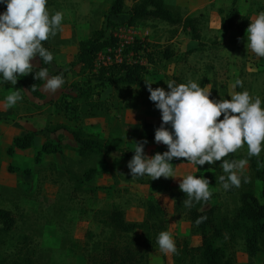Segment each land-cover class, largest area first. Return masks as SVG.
<instances>
[{
  "label": "rangeland",
  "instance_id": "rangeland-1",
  "mask_svg": "<svg viewBox=\"0 0 264 264\" xmlns=\"http://www.w3.org/2000/svg\"><path fill=\"white\" fill-rule=\"evenodd\" d=\"M165 2L170 10L181 18H185L186 16L198 18L200 39L198 41L193 39L190 29H182L180 26H170L157 20L140 21L135 25L128 24L142 34L146 32V40L150 43L149 46L154 44V48L158 50L157 54L154 53V57L150 63L147 62L149 57L143 56L142 61L145 62L143 65L148 69V72L144 75V79L155 82L158 84V87H163L166 90L167 84L165 81L172 80L174 76L176 77L177 84L187 83L189 80H192L200 83L201 87L210 89V99L213 100H219L221 96L224 99H230L228 94L233 91V89L231 88L232 86L229 87L228 83L233 85L235 81L239 79L243 81V87L238 86L234 91L247 90L251 96H259L262 100V107H264V58L257 57L250 49L247 50V39H240L241 35L239 34L242 30L235 27L239 19L237 17L233 18V28H222L220 26V30L224 33L222 37H219L217 35L219 30L211 27V23L214 20H212L211 13L216 11L215 9L212 10L209 7H203L193 10L191 9V0H165ZM236 2L237 0L234 2L230 0L228 8H222L216 11V15L220 16V24L221 19L231 10H234L239 15L247 16L248 23H250V19L254 18L259 12L264 11V0H253L246 9L244 8V10L240 11L242 13L238 12ZM107 3L108 2H104L102 7L107 5ZM133 3L132 0H125V12L120 14H126L128 16L127 10ZM104 9L106 10L107 8ZM121 16L124 18L125 15ZM115 24V27L107 28L109 36L114 28L119 25H124L126 22L121 20L115 22ZM98 26H100V24ZM96 28L98 27L96 26ZM244 32L246 35V28ZM50 41V45L53 48L59 47L61 43L58 41L57 35L50 39ZM162 50H169L171 58L165 59L162 57L160 52ZM134 57L136 59L138 55ZM95 60L96 55L94 57L93 72L104 71L106 74L110 72V76L113 77L116 76V73L121 71L120 67L124 64L117 63L107 66L96 65ZM135 62L132 60L125 64H132ZM78 68L79 67L76 66L74 69L75 71H72L71 67L68 68L69 72L67 71L68 73L64 78L66 82L63 91L59 94L56 101L52 100L50 102L53 104L51 108L49 106L45 108L42 107L46 102L39 103V101H36L34 104L28 102L21 91L23 87L21 89H16L21 92L23 99L19 101L17 107L16 105L13 107L15 115L21 112L27 117L30 115L29 113H36L38 115L41 114L47 119L45 126L38 127L32 131L35 132L38 141L44 139L43 143H55L49 140L47 135L43 132H54L49 130V128L59 124H66L68 128H85L84 130L87 132H124L126 129H129L126 132H137L135 128L139 126L136 125L138 122L136 121L137 123L129 124L132 116L126 115L123 111V109L127 107L144 106L142 109L148 112V120L152 121L156 119V117L158 118L159 110L156 109L154 103L149 100L150 93L147 91L144 81L141 87H139V85L131 86L121 83L112 85L108 82L105 75L100 79L91 78L90 81L89 79H87V81L93 92L92 97L96 98V92L102 89V97L106 95L107 90H110L112 93L111 98L115 97L116 102L118 100H124L121 101L122 103H115L117 110L115 111L112 109L109 112L112 116L104 112V114L99 115V117H102L98 118L101 121H96L97 119L95 120V118L98 116H92L94 111L88 113L85 111L86 106L81 105L80 109L73 113L75 116L70 113V118H67L64 110L61 107H57V102H59V98L66 100L71 99L70 94L74 93L71 89L73 83L85 85L88 75L82 73L78 75L76 73L79 70ZM231 69H233V71H231ZM1 78L2 76H0V79ZM23 80L24 76L18 78L17 84H22L23 86ZM17 84L14 85L15 88H18L16 87ZM131 99L135 100V102H131ZM110 101L111 100H109V102ZM113 101L112 99L110 106L114 105ZM141 102L144 104L140 105ZM55 107L63 110L65 120L61 118L62 116L52 117V110L55 111ZM26 112L29 115L27 114L26 116ZM29 117H31V115ZM222 118L223 114L221 116V119ZM132 120L135 121L134 119ZM144 124L147 123L144 122ZM150 128L155 129L154 127ZM40 132L43 137L37 135ZM62 132L69 131L64 129ZM10 146H0V208L9 210L14 218V224L9 233H4L1 231L3 225L0 222V258H6L7 264H12L14 261L23 264L24 260L20 261V258L29 256L33 258L37 264H53L52 256L64 255L65 253H53L51 249L43 246L44 241H49V238L44 239L45 233L43 232L45 226L49 223L56 225L63 240L69 241L71 232L72 236L75 237V229L79 228L83 219L91 215L90 210L93 208L94 202L90 199L93 195L82 193V202H79L69 198V194L68 196L65 194L69 192L76 182L75 176H82L84 170L90 167L87 164L79 166L77 163H72L70 159L68 161L67 158H65L64 165L67 166L66 164H70V166H67V171L66 168L61 171L56 167L57 165L55 166L51 161L44 160V153L50 151H41L42 145L33 151L29 149V152H25L24 155L22 153H20V155H14V152L9 153L8 148ZM262 147H264V145H262ZM74 151L76 153V150ZM37 152H41L40 158L38 161H35ZM245 155H247V145H244V147L239 149L234 155L230 154L227 158L229 160H238ZM254 159L258 167L262 168L264 165V151L261 152L259 157H254ZM220 163L221 162H216L213 165L205 164L203 167L194 165L197 169L196 171L210 181V188L212 191L210 204L217 206L218 216L223 214L231 216L240 206L239 197L236 193L230 194L225 191L222 185L217 182V177L224 175ZM3 164L5 167L2 166ZM244 175L250 176V179L253 181L252 189L254 194L260 202L264 203V173H262L263 180L252 178L251 175H253V171L251 172L249 164H247ZM50 178L57 180L56 182L58 184V191L55 199H50L44 195V184L50 180ZM79 203H81L80 206L84 207H79ZM138 203L143 204L144 200L140 199ZM110 204H112V202H108L105 205L107 207L110 206ZM113 204L120 205L116 203V201H113ZM90 227L93 228L94 226L91 225ZM166 231L172 233L179 253L184 243L189 246L200 244L201 236L190 232V223L184 218L175 220L172 216L167 215ZM22 236L28 238V245L26 248L19 250L17 246L19 245L18 242L22 240ZM83 238L84 242L85 240L87 241L85 234ZM98 238L102 239L101 237ZM133 238L135 243L140 244L142 242L141 232H136ZM216 244H224L227 246L226 249L229 256L232 257L234 264H246L247 255L244 251V241L241 235H236L234 239H232L226 234V237L217 240ZM180 254L181 261L187 259V256L184 255L182 251ZM263 256L262 252L257 253L255 258L252 259L253 264H261ZM174 258V254L165 255L162 253L156 243L151 251H149L148 264H174ZM60 260H64L68 263L72 261L69 257H62ZM65 262L55 264H65Z\"/></svg>",
  "mask_w": 264,
  "mask_h": 264
},
{
  "label": "trees",
  "instance_id": "trees-1",
  "mask_svg": "<svg viewBox=\"0 0 264 264\" xmlns=\"http://www.w3.org/2000/svg\"><path fill=\"white\" fill-rule=\"evenodd\" d=\"M55 0H47V7L51 6ZM134 3L127 10L128 18L125 20L126 24L135 25L138 22H145L147 20H157L164 22L170 26H180L182 29H190L191 37L195 40L200 39V33L198 31V18L194 16H186L181 18L174 14L167 6L165 0H132ZM235 0H233L234 2ZM125 0H112L111 6L108 12L105 14V19L100 27L91 30L89 36L86 39L78 42V51L74 59L69 63L72 71H75L72 67L78 65V75L80 73L88 75L85 81V85L73 83L71 86L74 93L70 94L71 99H61L57 102V107H61L67 118H70V113L77 112L81 105H85V111L91 113L92 116H99L108 112L109 103L106 98L101 96L102 89L96 92V98L92 97L93 92L90 89L87 79L98 78L100 79L105 75L108 82L112 85L117 84H129L139 85L141 87L144 81V75L148 72L145 65L135 62L132 64L121 65V71L116 73V76H110V72L104 73V71L93 72L94 57L99 50L113 42L112 38L107 33V28L115 27V22L109 19L110 15L120 14L125 12ZM6 5L0 3V12H3ZM237 17L239 21L236 24V28H239L241 33L240 39L244 38V29L248 27V17L237 14L234 10H231L224 18L221 19L220 26L222 28H233V18ZM244 32V33H243ZM50 40L45 42L44 46L51 52L52 46ZM150 43L145 39L137 41L134 45L135 50H141L142 56L149 57L147 62H151L154 53H158L157 48H154V44L149 46ZM162 57L165 59L171 58L169 50L160 51ZM39 60V66L34 69L33 73L24 76L23 86L33 96L42 99L43 94L40 92V86L43 81L34 79L35 71L40 67H46L49 70L50 75L63 74L65 78L68 70L55 69L50 64H43V61ZM109 75V76H108ZM172 80L176 81L174 76ZM177 83V82H176ZM36 86V90H32V86ZM75 116V115H74ZM73 116V117H74ZM103 116V115H102ZM72 118V117H71ZM161 124V114L159 111V119L156 124H145L146 127H154L155 129ZM59 129L68 130L74 140L77 142L76 148L77 154L86 158L92 154L107 153L112 149L109 144L103 143L97 136L90 134L81 127L68 128L66 124L55 125L49 128L51 131ZM149 136H153L150 134ZM36 136L35 132L28 131L23 135H18L13 138L12 145L8 148V152L12 153L17 149H26L35 145ZM48 150L50 152L61 151L59 143L45 142L41 146V151ZM40 153L37 152L35 161L40 158ZM131 153V152H130ZM247 158V155L242 156ZM249 168L254 179L263 180L262 173H264V165L259 168L254 157L248 160ZM94 172L93 168H87L82 173V176H75L77 184L74 186L73 191H81L82 193H88V195H94V189H83L82 183L85 179H88ZM196 176H201L198 171L194 173ZM250 178L249 175H246ZM78 177V178H76ZM253 181L249 179V182L242 183L239 188H231L227 190L230 194H238L240 206L231 215L218 216V208L216 205H211L210 200L207 203L200 202L195 203L192 208H186L182 201L186 199L185 193L177 191L171 193L173 202L172 218L177 220L184 218L190 223V232L193 234H199L201 236L200 244L195 246H189L184 243L181 251L187 256L186 260H180V253L174 254V264H234L231 256H229L224 244H216L217 240L224 239L226 234L232 239L236 235H241L244 241V251L247 255L246 264H253L252 259L255 258L257 253L262 252L264 255V203L260 202L254 194L252 189ZM145 213L141 221H129L125 218V210L122 206L117 204H111L108 208H92L91 218L97 222L101 230L99 233H93L90 231L85 232V240L83 245V256L87 264H148L149 251L156 245L157 236L161 231L167 230V212L161 205V203L154 199L148 198L144 200L142 204ZM84 206H81V208ZM204 216L206 219L196 224L198 217ZM0 222L2 223V232L9 233L14 224V218L10 214L9 210L0 208ZM136 232H141L142 242L140 244L135 243L133 235ZM101 237L102 239H99ZM17 248L20 250L26 248L28 238L22 236ZM91 242V243H90ZM24 260L23 264H37L36 261L29 257L24 256L20 258V261ZM18 261L12 262V264H18ZM53 263V262H52ZM0 264H7L6 258H0ZM21 264V262L19 263ZM55 264V263H53ZM264 264V256L262 263Z\"/></svg>",
  "mask_w": 264,
  "mask_h": 264
},
{
  "label": "clouds",
  "instance_id": "clouds-1",
  "mask_svg": "<svg viewBox=\"0 0 264 264\" xmlns=\"http://www.w3.org/2000/svg\"><path fill=\"white\" fill-rule=\"evenodd\" d=\"M0 3L6 5L0 12V76L4 83L14 86L18 78L37 68V57L44 65L53 62L54 55L44 44L62 30L64 14L50 12L47 0H0ZM250 21L246 28V48L264 58V11ZM34 79L44 82L41 90L48 96L57 95L66 82L63 74L50 75L46 67L36 70ZM144 82L150 93L149 100L161 114L154 141L167 146V150L149 156L145 153L146 139L134 142V155L127 162L132 178L182 177L179 189L187 197L182 203L189 209L195 206L194 202L207 203L211 199L210 181L193 174L178 176L171 163L173 159H183L201 167L221 162L224 175L217 177V182L225 191L249 182L250 178L244 175L248 160L259 157L264 151V107L259 96L253 97L247 90L234 91L238 86L243 87L239 79L232 85L230 99L221 96L219 100L210 99V89L192 80L179 84L166 80L167 90L153 88L154 82L150 80L144 79ZM32 90H36L35 85ZM22 99L19 90L13 91L5 97L6 107H13ZM244 145H247V158H227ZM205 219L198 217L196 224ZM156 242L165 255L179 253L170 231H161Z\"/></svg>",
  "mask_w": 264,
  "mask_h": 264
},
{
  "label": "crops",
  "instance_id": "crops-1",
  "mask_svg": "<svg viewBox=\"0 0 264 264\" xmlns=\"http://www.w3.org/2000/svg\"><path fill=\"white\" fill-rule=\"evenodd\" d=\"M111 1L112 0H55L51 6L47 7L52 13L55 11H61L64 14L62 30L57 34V39L61 43L59 47L51 48V52L54 55V60L52 62L53 68L68 70L70 67L69 63L77 54L78 42L80 40L86 39L89 36L91 30L95 29L96 26L100 27L102 25L103 20L105 19V14L108 12L111 6ZM252 1L253 0H237L236 3L238 12L244 10V8L246 9V7H248ZM104 2L108 3L102 7ZM229 5L230 0H191V9L193 10L209 7L210 9H215L217 11L221 10L222 8H228ZM104 8L107 9L105 10ZM216 11L211 13L212 20L214 19L211 23V27H213V29L219 30L217 35L222 37L224 32L219 28L220 16L216 15ZM121 15H125L124 18H122ZM127 17L128 16L126 14H113L110 15L109 19L113 22H118L121 20L125 21ZM99 24L100 26H98ZM243 39H247L246 35H244ZM36 63L38 67V58H36ZM76 66H73L72 68L75 69ZM231 71H233V69H231ZM228 85L229 87L232 86L230 83H228ZM16 87L18 88H15L10 83H4L3 78L0 79V146H10L13 143V138L15 136L23 135L27 131H33L38 127L45 126L47 121L46 117L36 113H29L31 117H29L30 115L27 112L25 113L26 116L27 114L29 115L27 117H25L24 113L21 112H15L17 114L15 115L13 112L14 106L10 108L6 107L5 97L7 95L11 94L13 91H16V89H21L23 87V90L21 91L28 102L32 104L36 103V101H39V103L46 102L47 105L45 104L46 106L43 105L42 107L45 108L49 106L51 108L53 104L50 102L52 100L56 101L59 94H61L63 91L62 89L57 95L48 96L41 90L40 86L39 89L43 94V98L39 99L29 93L27 89L22 86V84H17ZM152 87H158V84L154 82ZM110 93V90H107L106 95L103 96L109 103V111L107 114H109L112 109L115 111L117 110L115 103H122L121 101H124L122 99L116 102V98L114 96H112L114 98H111L112 93ZM112 99L114 100V105L110 106ZM109 100L111 101L109 102ZM130 101L135 102V100L132 99ZM18 104L19 102L16 104V107ZM143 104V102L140 103V105ZM143 107H127L126 109H123L126 115H129L130 117L132 116L129 124L138 122L136 125L139 126L135 128L137 132H126L129 129H126L124 132H89L90 134L97 136L103 141V143L112 146V149L107 153H97L92 154L89 157L82 158L76 154L77 152L75 153L74 151L78 147V144L70 132H62L64 129H59L54 132H43L45 135H47L49 140L61 145V151L45 152L44 160L51 161V163H54L55 166L57 165L56 167L61 171L65 168L67 171V166H70V164H66L67 166L64 165L65 158H67L68 161L70 159L72 163L75 162L79 166H83V164L89 165L90 168L94 169V172L88 179L83 181L81 187L83 189L95 190V195H93V197L90 199L92 202H94L92 207L96 209L108 208L109 206L106 207V203L112 202L113 204V201H116V203L122 205V208L125 210V218L129 221H141L143 219L145 209L142 204L138 203V201L140 199L145 200L148 198H154L158 200L166 210L167 215L171 216L173 213L171 193L180 191L179 181L182 179V177H177L176 179H164L161 177L157 180H151L147 176L132 178L127 167V162L134 155V142L146 139L148 143L145 145V153L149 156L154 155L156 152L162 153L167 150V146L155 143V129L146 127L144 124V122L156 124L158 122L159 116L152 121L148 120V112L145 109L143 110ZM109 115L112 116V114ZM53 116H62L61 118L65 120L64 112L60 108L55 107V111L52 110V117ZM98 118L102 117L98 116L95 118V120L97 119L96 121H101ZM150 134H153V136H149ZM37 135L43 137L41 132ZM43 141L44 139L38 141L37 137L35 145L26 149L16 148L13 154L20 155V153H22L24 155V153L29 149L32 151L38 149L42 145ZM171 163L174 165L178 176H185L188 174L194 175L197 170L194 164L188 163L183 159H173ZM2 166L5 167L4 164ZM56 181L57 180L50 178V180L44 184V195L50 199H55L57 196L58 184ZM76 184L77 182L73 184L69 192H67L65 195L68 196L69 194V198L82 202V192L79 190L73 191ZM78 205L81 207V203ZM81 222L82 224H80L79 228L75 229V237L72 236V232L70 233L71 240L69 239V241L62 239V236L59 234V230L56 225L49 223L45 226L43 232L45 233L44 239L49 238V241H44L43 246L51 249L53 253H65L64 255L62 254L52 256L53 263H64L65 261L62 260V262L60 259L62 257H69L72 259V261L69 263L65 262V264H87L85 257L83 256V235L86 231L99 233L101 227L97 222L92 220L91 215L90 217L83 219ZM91 225L94 227L91 228Z\"/></svg>",
  "mask_w": 264,
  "mask_h": 264
},
{
  "label": "built area",
  "instance_id": "built-area-1",
  "mask_svg": "<svg viewBox=\"0 0 264 264\" xmlns=\"http://www.w3.org/2000/svg\"><path fill=\"white\" fill-rule=\"evenodd\" d=\"M146 35V32L142 34L128 24L117 26L111 31L110 37L113 42L97 52L96 65L107 66L117 63H129L132 60L144 64L145 62L142 61L143 56H140L142 51L135 50L134 45L137 41L145 40ZM135 55H138L136 59Z\"/></svg>",
  "mask_w": 264,
  "mask_h": 264
}]
</instances>
